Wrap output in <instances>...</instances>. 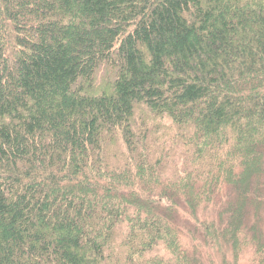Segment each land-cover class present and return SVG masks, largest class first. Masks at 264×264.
I'll return each mask as SVG.
<instances>
[{"label":"trees","instance_id":"16d2710c","mask_svg":"<svg viewBox=\"0 0 264 264\" xmlns=\"http://www.w3.org/2000/svg\"><path fill=\"white\" fill-rule=\"evenodd\" d=\"M0 264H264V0H0Z\"/></svg>","mask_w":264,"mask_h":264}]
</instances>
